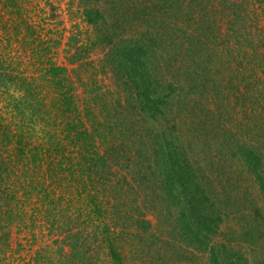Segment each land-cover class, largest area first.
<instances>
[{
	"label": "rangeland",
	"instance_id": "obj_1",
	"mask_svg": "<svg viewBox=\"0 0 264 264\" xmlns=\"http://www.w3.org/2000/svg\"><path fill=\"white\" fill-rule=\"evenodd\" d=\"M118 1L127 4L123 12L132 7V1L140 2ZM141 1L151 11L146 16L151 21L150 29L166 34L160 40H166L167 49L182 37L184 47L179 44V50L194 55L193 64H178L176 85L181 89L172 97L169 117L196 172L216 201L226 203V215L215 239L241 253L249 264H264V191L256 176L244 168L241 156L232 157L240 153V146H252L264 155V4L258 0ZM115 2L17 0L20 14H11L0 4V20L6 26L4 29L0 25V125L9 128L11 135L10 142L2 141L0 136V167L4 168L0 173V264H114L104 238L105 227L118 238L126 264H209L207 253L187 249L183 254L165 245L171 238L170 213L159 200L160 194L154 201L148 197L153 184L141 182L142 177L137 178L133 170L130 175L117 166L115 158L121 152L122 141L127 146L130 140L127 136L122 139L120 132L110 133L108 122L117 121L110 118L108 107L112 106L100 102L95 105L93 101L95 95L106 96L108 104L121 85L108 65V70L102 71L103 63L108 64L107 51L95 45L98 34L87 23L84 11L90 8L104 12ZM173 2L175 9H171ZM175 16V22H171ZM121 18L118 14V20ZM124 26L135 37L137 27ZM245 27L249 31H244ZM164 54L158 49L153 57L150 66L154 76L159 75L160 67L162 73L166 72L167 62L161 64ZM54 64L65 68L62 77L48 71ZM60 78L65 79L62 87ZM190 80L197 83L193 91H189ZM70 96L77 111L66 110L65 100ZM86 108L97 110L103 122L95 126L92 149L107 160V166L97 167L98 173L92 174L103 181L98 183L99 200L104 210L115 206L121 210L120 214L116 208L109 210L105 220L91 223L88 217L96 216H89L94 207L87 205V193L77 203L75 190L70 188L69 192V176L54 180L46 174L48 161L55 159L54 152L49 157L42 150L46 163L37 172H33L37 165L26 160L35 152L33 147L48 149L49 141L54 139L65 146L66 159L79 162V152L85 146V135L80 133L85 126L79 125L81 121L87 123L86 127L89 124L84 115ZM31 118L33 126H26L23 122ZM89 127L91 131L93 127ZM19 131L25 132L24 161L17 157L19 151L12 137ZM139 162L146 166L147 161ZM141 172L143 176L145 170ZM147 173L153 175L152 171ZM26 175L38 183L19 190L18 183ZM56 217L60 224L70 217L69 229L61 232L52 227L49 220ZM142 219L150 226L142 225ZM74 238H80L76 251L70 250ZM65 251L69 252L67 256Z\"/></svg>",
	"mask_w": 264,
	"mask_h": 264
},
{
	"label": "trees",
	"instance_id": "obj_2",
	"mask_svg": "<svg viewBox=\"0 0 264 264\" xmlns=\"http://www.w3.org/2000/svg\"><path fill=\"white\" fill-rule=\"evenodd\" d=\"M139 1L137 3L132 1V7L127 9L126 12H123V9L128 8L127 4L118 0L112 6L110 4L109 8L104 12L90 8L84 11L87 23L92 25L98 34L95 45H102L107 51L106 60L108 64L103 63L102 71L109 68L112 73L114 72L119 80V85H121L115 93L116 97L111 98L108 104H106V96L100 98V96L95 95L93 100L95 105L100 102L103 106L109 104L112 106L111 108L108 107V110L111 112L110 118L115 117L117 121L112 119L108 122L109 125H107L111 129L110 133L114 134V131L120 132L122 139L127 136L130 140V143H126L127 146L123 145L124 142L122 141L123 144H121V148L119 149L121 152H118L115 158L117 166H120L121 169L130 173V175H132L130 171L133 170L134 173L138 174L136 175L137 178L140 179L142 177L141 182L146 181L153 184L154 186L149 187L152 193L148 196L150 199H153L152 201L159 194L161 195L159 196V200L166 205V210L170 213L169 219H171L168 222L171 238L166 241L165 245H170L179 252H183V254L187 249H191L197 253H207L209 254V264H249L247 259L243 255H240L241 253H238L234 248L225 243H218L215 239L220 233L219 230L223 216L226 215V203L224 201L220 203L216 201L206 184H204V178L196 172L193 162L188 158L184 146L180 143V137L175 134L177 131L176 125L171 123L172 119L169 117L170 113H172L170 110L173 106L172 97L177 95L178 88L181 89L179 84L176 85L179 82L178 74L180 67L178 64H193L195 61L193 60L194 55L188 56L189 54L187 55V53L184 55L179 50V44L184 47V44H181L182 37L178 42L174 41L170 43L172 46H169L170 50L169 48L167 49L166 40H160L162 35L166 38V34H157L150 29L151 21L146 16L151 11H149L146 3L141 0ZM258 1L264 4V0ZM174 3H172L171 9H175ZM0 4L2 8L8 9L11 14L16 13V11L20 14L21 10L16 9L17 0H0ZM118 14L119 16L121 15V20H118ZM124 16L125 18H123ZM176 18L177 16L171 22H175ZM124 24H128L131 28L137 27L135 37L128 34ZM0 25L4 29L6 28L2 20H0ZM155 25L157 26V24ZM17 27L19 26L17 25ZM245 30L249 31V28L245 27ZM152 33H156L157 36H154ZM158 49L165 51L166 55L164 54L161 64H166L167 62V66L165 74L162 73L163 68L160 67L159 75L154 76L155 72L150 64H152L153 57ZM1 59L2 56L0 54ZM107 65L109 67L105 68ZM172 70L173 72H171ZM48 71L58 77L63 74L65 68L54 64L51 65ZM166 76L169 77L168 80ZM191 77L196 78L197 76ZM64 80L63 78L59 79L58 83L60 87L64 86L62 83ZM190 85L191 89L188 88L190 89L189 91H193L197 87V83L194 84L191 80ZM91 89L94 90L95 88L92 87ZM65 104L67 105V111H71L72 109L77 111L78 109L73 103L72 96L66 98ZM19 109L17 106V110ZM120 110H123V112ZM96 112L97 110L93 108H86L84 115L89 124L86 127L87 123L81 121L82 123L79 125L80 127L85 126V130L80 132L85 135V146L79 152L81 157L79 162H75L71 158L66 159L65 146H62L59 140H57L59 142L54 141L52 135H47L50 140L53 139L49 141L50 146L48 149L42 146H35L33 147L35 152L33 153L32 151L31 157L26 158L27 162L32 163L34 166L37 165V168L33 171L37 172L46 163V160L43 158V155H46V153L42 154V150L48 152L50 154L48 155L49 157L55 153V159L48 161L46 174H49L51 178H55L54 180L69 176V192L70 188L75 190L77 203H79L78 200L82 199V195L87 193V205L94 207L89 216L91 214L96 216V219L88 217L89 223L96 220L100 221V218L105 220L108 211L117 207H109L104 210V203L99 200L101 189L98 186V183L101 184L103 181L100 182L97 178L92 177L93 173H98L97 167L107 166L106 158L92 150L95 148V144H93L95 126L103 125L99 114H96ZM103 113L102 110L100 115L103 116ZM33 120L34 118H31L23 123L26 126L27 124L33 126ZM89 125L93 127L91 131L89 130ZM0 128H2V125H0ZM2 129L4 131V133H1L0 129L2 141L10 142L11 135L10 133L8 134L10 129ZM26 133H31V131ZM12 137L16 139V147L17 151H19L17 157L20 158V161H24L26 156L24 153L25 144L23 142L25 132L19 131ZM237 149L240 153H233L232 157L241 156L246 163L244 168L250 175L256 176L260 183V188L264 191V155L252 146H240ZM132 151V155L127 154V152ZM140 159L147 161L146 166L139 162ZM132 160L136 162H132ZM139 166H141V169ZM3 169V166L2 168L0 167L1 174L4 171ZM137 169L140 170V173L137 172ZM143 170L145 172L142 176L141 171ZM147 171H152L153 175H149ZM76 174L78 175L76 176ZM122 177L125 178L124 176ZM37 183L38 181H35L33 176L27 177L26 175L23 181L21 180L18 183V189H22L27 184ZM88 184L91 186L89 187ZM124 189H128V186ZM74 195L71 194L72 200L76 197ZM7 197L11 198L9 195ZM61 197L65 198V196ZM9 207L11 206L9 205ZM0 208H3L2 205ZM116 212L120 214L121 210L119 209L118 211L116 208ZM144 214L145 212L142 213V215ZM57 218L49 220L51 226H56L58 231L61 232H63V229L68 230V222L71 218L68 217L66 219L67 222L64 224H60ZM140 223L144 226H150L147 220L142 219ZM104 229L106 232L104 238L108 245L111 260L114 264H126L125 258L121 255L117 244L118 238L115 237V233H111L109 227H105ZM66 233L69 234V231ZM74 239L71 243L72 248L69 249L76 251V248L79 247L78 242L80 238ZM88 250L90 253L91 248L89 245ZM65 252V256H67L69 252ZM71 264L78 263L72 262Z\"/></svg>",
	"mask_w": 264,
	"mask_h": 264
}]
</instances>
